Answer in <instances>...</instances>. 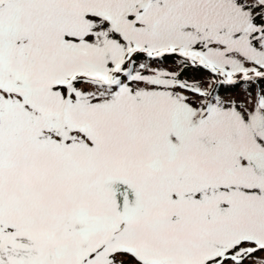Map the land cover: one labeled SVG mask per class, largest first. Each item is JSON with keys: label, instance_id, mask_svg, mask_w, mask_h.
Returning a JSON list of instances; mask_svg holds the SVG:
<instances>
[{"label": "snow or ice", "instance_id": "snow-or-ice-1", "mask_svg": "<svg viewBox=\"0 0 264 264\" xmlns=\"http://www.w3.org/2000/svg\"><path fill=\"white\" fill-rule=\"evenodd\" d=\"M0 264H264V0H0Z\"/></svg>", "mask_w": 264, "mask_h": 264}]
</instances>
